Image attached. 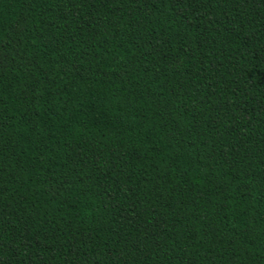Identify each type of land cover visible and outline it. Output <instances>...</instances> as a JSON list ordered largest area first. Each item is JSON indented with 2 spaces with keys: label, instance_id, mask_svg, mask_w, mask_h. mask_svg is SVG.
I'll list each match as a JSON object with an SVG mask.
<instances>
[{
  "label": "trees",
  "instance_id": "16d2710c",
  "mask_svg": "<svg viewBox=\"0 0 264 264\" xmlns=\"http://www.w3.org/2000/svg\"><path fill=\"white\" fill-rule=\"evenodd\" d=\"M0 264H264V0H0Z\"/></svg>",
  "mask_w": 264,
  "mask_h": 264
}]
</instances>
